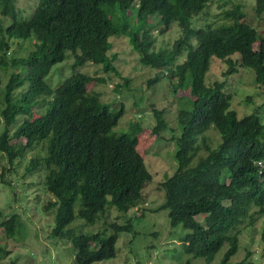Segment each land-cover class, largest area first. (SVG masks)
I'll return each mask as SVG.
<instances>
[{
  "label": "trees",
  "instance_id": "obj_1",
  "mask_svg": "<svg viewBox=\"0 0 264 264\" xmlns=\"http://www.w3.org/2000/svg\"><path fill=\"white\" fill-rule=\"evenodd\" d=\"M209 1L36 0L28 11L18 9L17 0H0V60L3 68L11 70L4 88L0 87L4 104L0 154L12 165L43 145V154L29 159L24 176L44 173L43 187L54 198L43 207L54 216L50 236L70 243L73 264L114 258L118 236L130 232L132 224L130 219L110 223L108 236L105 229L76 234L68 226L74 220L93 225L112 211L127 213L144 200L142 191L152 178L137 151L142 128L134 124L131 133H113L123 110L111 112L88 93L86 86L93 79L76 72L86 64L116 72L112 40L127 35L144 67L164 70L173 93L186 90L190 95L189 108L176 117L181 130L176 142L177 169L160 183L164 202L158 210L168 211L171 227L188 231L181 239L188 242L193 258L212 264L227 244L218 264L255 263L250 252L236 263H230V258L238 249L239 226L248 221L246 226L251 227L264 215V126L257 109L237 118L230 109L232 97L224 91L225 81L209 86L204 81L211 58H216L227 66L224 78L240 66L251 69L254 82L264 86V40L244 21L239 7L225 13L232 18L228 24L194 27L192 20L202 15ZM254 11L264 13V0H255ZM156 22L159 33L169 32L176 24L181 37L171 49L154 51L150 31ZM26 40L33 41V49L24 57H13L10 42ZM69 55L74 72L52 89L47 78ZM183 55L184 61L178 64ZM157 81L155 75L148 83ZM18 89L23 91L15 97ZM41 97H52L49 108L33 117ZM152 113L156 125L149 133L159 136L166 128L165 112L153 108ZM209 129L219 135L215 147L205 135ZM3 175L1 183L10 186ZM2 216L0 210V232L9 246L21 229L17 215ZM199 216L201 222L196 220ZM260 242L264 251V222ZM9 252L7 246H0V258Z\"/></svg>",
  "mask_w": 264,
  "mask_h": 264
},
{
  "label": "rangeland",
  "instance_id": "obj_2",
  "mask_svg": "<svg viewBox=\"0 0 264 264\" xmlns=\"http://www.w3.org/2000/svg\"><path fill=\"white\" fill-rule=\"evenodd\" d=\"M35 2L36 0H17L16 7L29 11L34 7ZM254 6L255 0H210L202 15L192 20L193 25L204 28L228 24L232 18L225 16V13L239 7L244 14V21L255 28L260 40H264V13L257 15ZM130 12L133 14L135 11L132 9ZM155 25L156 28L150 31L152 38L155 39L154 51L162 47L171 49L174 42L181 37L176 24H173V29L166 33H159L158 22ZM128 41L130 42L129 35L112 40L113 55H110L116 72H104L101 65L93 64L77 68L76 72L93 79L86 86L88 93L97 97L100 103L107 105L111 112L123 110V115L113 129V133L117 135L131 133L134 124L142 128L137 151L142 156L152 178L142 191L144 200L127 213L112 211L101 221L88 226H84L79 220H74L68 227L74 228L76 234H90L105 229L104 234L108 236L111 234L107 228L110 223L124 224L130 219L132 229L118 236L115 243V257L95 264H204L202 259L193 258L188 251V242L184 243L181 239L188 231L181 226L171 227L168 211L158 210L164 202L160 183L177 169L176 142L181 130L176 117L180 110L189 108V92L183 90L177 94L173 93L168 78L164 76V70L144 67ZM192 43L195 45V40H192ZM32 49L33 41L30 40L17 41L14 44L10 42L9 51L12 52L13 57H24ZM8 57L3 61L9 60ZM237 57V55L233 56V60H237ZM184 59L185 55L179 58L178 64ZM73 61V57L69 55L54 67L47 78L52 89L72 75ZM226 68L223 61L211 58L205 84L209 86L214 82L225 81L224 91L232 97L230 109L236 112L237 118L242 119L257 109L256 113L264 126V86L254 82V72L251 69L240 66L236 67L235 73L224 78L222 73ZM18 69L13 68L14 71ZM10 72L11 70L3 68L0 60L1 89L7 83ZM155 75L159 76V81L148 83ZM97 79H102L103 82ZM22 91L23 89L16 90L15 97H19ZM51 99L52 97L39 98L38 105L32 111L33 117L46 113ZM3 107L0 95V111ZM153 108L165 112L163 117L166 128L159 136H152L149 133L156 125ZM17 122L11 127L12 131L16 129ZM3 127L0 114V132ZM205 135L211 140L212 147L220 142L219 135L214 129H209ZM42 150L43 145H39L22 158L15 160L12 165H8L5 156L0 154V175L4 173L2 179L10 182V186H6L0 181L2 218L17 215L21 229L10 241L9 246L6 245L7 240L3 232H0V246H7L10 250V254L0 258V264H73L70 243L50 236L54 228V216L52 211H44L43 207L48 201H54V198L43 187L44 173L24 176L29 159L37 154L42 155ZM203 154L200 152V156ZM196 220L201 222L202 216L197 217ZM263 222L264 215L251 227L246 226L248 221L239 226L238 249L230 258V263L241 261L246 253L250 252L254 264H264L263 245L260 242ZM227 248V244H224L212 264L219 263Z\"/></svg>",
  "mask_w": 264,
  "mask_h": 264
},
{
  "label": "built area",
  "instance_id": "obj_3",
  "mask_svg": "<svg viewBox=\"0 0 264 264\" xmlns=\"http://www.w3.org/2000/svg\"><path fill=\"white\" fill-rule=\"evenodd\" d=\"M258 165L260 166L261 165V162H258Z\"/></svg>",
  "mask_w": 264,
  "mask_h": 264
}]
</instances>
